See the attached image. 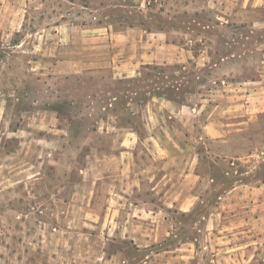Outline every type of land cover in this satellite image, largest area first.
Here are the masks:
<instances>
[{"label": "rangeland", "instance_id": "1", "mask_svg": "<svg viewBox=\"0 0 264 264\" xmlns=\"http://www.w3.org/2000/svg\"><path fill=\"white\" fill-rule=\"evenodd\" d=\"M93 25L155 34L141 48L155 62L55 69L58 30ZM263 60L264 0H0V264H264V214L246 223L245 196L220 198L264 173L245 161L264 113L241 131L219 115ZM163 159L174 187L186 167L200 176L187 213L148 212L165 205L159 180L149 190ZM151 163L153 179L126 183Z\"/></svg>", "mask_w": 264, "mask_h": 264}, {"label": "crops", "instance_id": "2", "mask_svg": "<svg viewBox=\"0 0 264 264\" xmlns=\"http://www.w3.org/2000/svg\"><path fill=\"white\" fill-rule=\"evenodd\" d=\"M133 1L142 2V0ZM253 1L254 0H252V2ZM58 31L60 32V49L56 54L57 60L55 61L54 68L63 73H77L83 70L103 69L105 67L113 68L115 66V60L120 57L127 58L125 60H128L131 63L138 62L139 65L145 61L155 62L156 54H152V51L150 53L143 52V49L141 48H158V46L162 44V42L157 39L158 37H156L155 34L149 32L148 35L147 33H144L142 29L137 30L135 27L131 26H129L128 31L125 30L117 33L112 31L108 26L103 25H93L89 28L64 26V28H61V30L59 29ZM134 48H138V50L135 51ZM143 58L149 59L147 60ZM262 62L264 63V60ZM116 66L117 68L120 67L119 65ZM252 83L255 84L254 87H249L248 91L244 94L236 95L237 98L235 102L233 100L231 103L229 111L227 112L228 114H226V110L224 114L219 112L220 116L224 115L230 117L232 122L231 125L235 126V130L237 131L243 130L241 126L242 123L249 124L250 121L254 120V117L264 113V75L260 80L252 81ZM243 117H245V119H242ZM234 119H236L235 122L233 121ZM216 125L217 123L215 121H213V123L210 122L209 125H207L206 121H203V132L206 131V127H208L210 131L214 130L215 127H217ZM261 143L262 145L260 147V151L247 154L245 156L246 158L244 157L247 159L245 161H249L251 158L252 160L256 158V161L259 163L264 161V140L261 141ZM238 160H242L241 157L235 156L231 163L237 164L236 161ZM149 165L150 166L145 169L144 167H139V169L135 168V175L133 179L129 178L126 183L129 184L132 182L134 183V186L139 185L141 180V178H139V174H142V176L148 175L150 177L149 180L153 179V176L156 173L157 165L155 166L153 163ZM161 165L165 171L162 172V176L160 178L154 180V183L153 185L151 184L149 190L151 192L153 190L156 191L159 180V182L164 185L161 186V190L164 189L165 191V205L159 209H155L153 207L152 209L149 207L148 212L157 214L161 209L162 211H165L166 214L169 211L173 212L174 210L177 212L187 213L191 209L189 188L190 179H193V177H198L199 179L200 176L192 174L190 167H186L174 187L172 180V173L174 169L171 168L169 162L164 159L161 160ZM126 170L127 169L125 168L124 171L126 172ZM146 171H148L149 174H146ZM125 174L127 176V172ZM252 179H254V183L253 181H246L242 184L239 181H235L224 195H220V198L223 199L229 196H245L247 202L244 203V208L237 206L235 209L239 207V209H243L245 211L246 223H253L254 219L262 218L264 214V173L261 174L260 177H252ZM243 186L245 188H243ZM250 199L252 200V203H250ZM223 207H225L224 204L221 207V213L223 211ZM144 212L146 211L144 210ZM236 213H238V211ZM236 213L234 212V214ZM162 220V223L166 224L167 229L172 225L168 216L163 215ZM155 241H157V238H155V236H150V238H145L143 243L151 244ZM186 244L189 243H182L183 247L180 248L183 256V250H189Z\"/></svg>", "mask_w": 264, "mask_h": 264}]
</instances>
